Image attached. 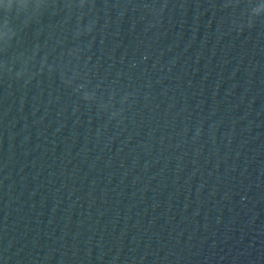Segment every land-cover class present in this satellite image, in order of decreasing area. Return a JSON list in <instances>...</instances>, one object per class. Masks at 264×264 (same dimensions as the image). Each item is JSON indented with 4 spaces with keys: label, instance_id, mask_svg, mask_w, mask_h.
Segmentation results:
<instances>
[{
    "label": "water",
    "instance_id": "obj_1",
    "mask_svg": "<svg viewBox=\"0 0 264 264\" xmlns=\"http://www.w3.org/2000/svg\"><path fill=\"white\" fill-rule=\"evenodd\" d=\"M0 264H264L259 0H0Z\"/></svg>",
    "mask_w": 264,
    "mask_h": 264
},
{
    "label": "snow or ice",
    "instance_id": "obj_2",
    "mask_svg": "<svg viewBox=\"0 0 264 264\" xmlns=\"http://www.w3.org/2000/svg\"><path fill=\"white\" fill-rule=\"evenodd\" d=\"M257 0H250V3H256ZM260 7H264V0H259Z\"/></svg>",
    "mask_w": 264,
    "mask_h": 264
}]
</instances>
